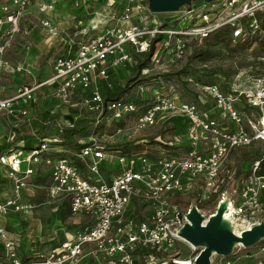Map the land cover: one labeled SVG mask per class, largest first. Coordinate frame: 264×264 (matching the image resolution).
I'll return each mask as SVG.
<instances>
[{
    "label": "built area",
    "instance_id": "1",
    "mask_svg": "<svg viewBox=\"0 0 264 264\" xmlns=\"http://www.w3.org/2000/svg\"><path fill=\"white\" fill-rule=\"evenodd\" d=\"M35 1L0 0V76L9 67L5 54L19 31V20ZM53 3L41 7L47 15L40 20L46 35L59 46L50 75L0 96V110L28 121L37 92L47 87L52 99L60 102L80 93L73 105L80 115L93 118L94 124L119 122L136 114V126L142 129L153 125L158 115L168 114L182 119L184 131L178 142L169 143L178 150L176 153L167 150L152 158L145 154L117 157L120 168L109 181L85 178L69 158H56L48 197L67 196L70 214H83L87 222L73 232H64L62 241L47 251L31 252L27 260L17 253L18 238L0 226V264H179L172 250L179 241L187 243L179 231L189 222L186 215L191 206L204 217L203 223L224 201L223 214L241 221V230L264 223V67L250 66L239 69L230 79L221 77L223 86L186 75L184 82L196 91L193 100L182 99L175 90L166 94L149 83L155 80V73L180 63L192 44L217 31L228 29L235 42L264 33L260 19L264 0L202 2L198 7L174 12L170 18L150 12L144 0H112L108 5H117L116 9L104 15L96 13L85 26L79 22L69 34L52 21ZM149 53L135 86L136 98L145 103L122 97L106 100L101 95L98 79L108 82L112 70L131 64L132 54ZM260 59L264 61V44ZM11 70L21 72L22 67L15 65ZM148 93L150 100L145 97ZM51 141L56 139H46L24 154H0V164L6 166L11 182L10 195L0 202V215L33 209L24 201L23 191L33 173L31 164ZM248 147H255L258 156L245 165L244 178L234 185V170H226L225 176L222 172L235 150ZM77 157L87 161L88 168L96 173V164L109 159L110 154L89 142ZM23 160L28 164L24 172L19 171ZM193 192L196 203L181 205L178 196ZM135 197L150 207L146 216L127 215ZM210 203L212 208H203Z\"/></svg>",
    "mask_w": 264,
    "mask_h": 264
},
{
    "label": "rangeland",
    "instance_id": "2",
    "mask_svg": "<svg viewBox=\"0 0 264 264\" xmlns=\"http://www.w3.org/2000/svg\"><path fill=\"white\" fill-rule=\"evenodd\" d=\"M111 1L112 0H79L78 6H71V8L73 9V11H71L69 10L70 6L67 0H62V2L67 3V9H61V12L58 13L61 15L60 24H62L61 26L65 24L64 26L67 28L71 26L70 24H72L73 21L75 24L78 25V21L81 20V26H85L88 24L90 19L96 16V13L101 12V14L104 15L106 13V11H104L103 9L104 5L110 4ZM144 1L146 3L147 0ZM59 3V1H54L53 3L54 7H56L58 10L61 8ZM201 3V0H192L189 4H186L181 7L178 11L183 12L192 7H198L199 5H201ZM174 15H176L174 12L159 13V16L161 18H170ZM261 15L262 16H260V19L262 21V19L264 20V10L261 11ZM40 19L41 17L39 16L38 18L33 19V26L36 28H28L27 30L29 34L24 33V30L21 32L18 31L16 36L19 35V39H17L13 48L11 47L7 50L5 54L6 59H9V57L22 58L20 50L21 45L36 44L39 41L38 36H43V34H46L45 30L40 24ZM66 33L69 34L70 32L66 31ZM253 36V38L258 39V41H254L252 44H250L249 48L242 49V42H235L231 40L226 44L219 43L218 45L208 47L206 53L190 58V54L194 50V47H201L202 49L205 48L203 40H201L197 42L195 46H193L192 44V47L190 48L186 57L180 63L175 66L166 68V72L155 73V80L148 81L150 85H152L154 88H157L158 86L160 90L166 94L167 92L175 90L182 99L193 100L194 97H196V91L194 87L187 85L184 82L185 76L179 75L178 72L181 69L186 68L188 64L189 66L198 69L203 67H206L208 69H217L221 72L230 73L231 76L238 69L241 70L244 68H249L250 66H252L253 69H257L260 66L259 61L261 60L260 57L263 54V47L259 40H264V33H259ZM14 41L15 40H13V42ZM244 45L247 46L246 43H244L243 46ZM58 47L59 46H57L55 50L52 51V54H50L49 56L53 60L57 54ZM132 65H134L133 62H131L130 66ZM2 74L3 72L1 73L0 81H2L3 78ZM110 75L112 76V81L108 80V82H106V85L107 87L109 86L108 88L113 89L114 94L120 93L121 97L127 100H132L136 98L135 86L139 79L138 76H135V79L130 80L131 78H134V74L130 69H127V67L123 66L112 70L110 72ZM242 79L243 78H241V82ZM96 82L97 85L105 84V81L100 79H98ZM41 90L42 88L37 93L39 94V92H43V90ZM79 94L80 93H76V96H72L68 102L60 103V110L62 111L61 113L63 115H71L70 109L75 108L73 103L78 101V97H80ZM149 94L150 93L145 96L148 100H150ZM140 109L142 110V107ZM0 117L1 120H7V118H5L2 113L0 114ZM74 120L75 118L73 117L70 123L72 124ZM10 121H14V127L11 128L12 130H17V128L25 126L24 128H21V131H17L18 134H15V138L18 137L20 139H25V137L29 136L28 134H31L35 131V129L32 127V120H28V122L23 118H17L15 120L10 118ZM181 124L182 121L178 119V117L168 114L158 115L153 125L146 126L142 129H139L136 126V114L127 115L121 118L119 122L102 120V122L93 124L89 135L80 136L76 139L82 143L94 142L96 145L105 149L106 152L110 154V157L109 159H103L102 161H99L96 164V173L92 172L88 168L87 161L82 162L83 165L81 164L80 166L81 173L85 177L90 178L93 181H107L120 168L117 157L145 154L147 157L152 158L162 154L163 152H167V150H169L170 153H176L178 150H175L172 147H169L167 149L164 147L163 144L169 146V143L171 142H178L180 137V134H178V132L181 129ZM9 125L10 123L8 124V126ZM30 127L31 133H28L25 129H29ZM150 140H154L156 143H151ZM51 142H48V145H52L51 148H53L54 145H57L55 144V141ZM255 149V147H248L235 150L228 157L225 168L222 172V176H225L226 170H234L233 184L238 185L240 183V180L243 179L245 176V171H243V169L246 168L245 165L256 158V155H252L253 152L256 151ZM50 152H66V154H70L72 153V149L60 146L54 147V150ZM48 158H50L49 153L41 155L40 158V166H42L46 170H50L51 167L50 163L48 162V160L50 159ZM1 184L2 182H0V186H2ZM3 187L5 188V184L0 187V200H2V198L7 194V192L1 193V188ZM43 188H45V186ZM39 190H41V188H39ZM193 194L194 192L185 197H181V195H179L178 197H180L179 202L181 203V205L188 206L190 204L196 203ZM43 200L45 202L44 204L36 205V203L39 202L38 200H36V196L32 199V202L35 203V207L32 210L30 209L31 213L33 217H40L43 220V225L45 226V228L54 229L56 231V236L58 239H61V236H64L65 231H71L78 227L79 224L87 222V218L83 214L71 215L69 212H65L66 206L63 203L65 200L64 196H59L58 198L50 200H47L44 196ZM213 203H210L203 208L210 209L212 208ZM149 212L150 207L148 206V204L142 202L138 197H135L131 200L126 213H128V216L142 217L146 216ZM20 216L21 215L18 214L10 215L9 217L12 221L7 220V224L11 225V227L13 228H19V226L21 225L19 221ZM15 231L17 234H19V236L22 234L19 229ZM42 240V242L38 241L37 243H34V241L33 244L35 246L40 245L41 250L47 251V248L45 246L49 242L45 240V238H43ZM19 242L21 243V241ZM175 246L176 247L172 251L173 253H176L177 259H187L189 261L191 260L190 262H192L191 264H193V258L196 253L200 250V247H193L192 245L182 241L177 242ZM166 264L175 263L167 261ZM210 264H264V239L249 247H242L239 245L235 246L232 250V253L226 257L214 254L210 259Z\"/></svg>",
    "mask_w": 264,
    "mask_h": 264
},
{
    "label": "crops",
    "instance_id": "3",
    "mask_svg": "<svg viewBox=\"0 0 264 264\" xmlns=\"http://www.w3.org/2000/svg\"><path fill=\"white\" fill-rule=\"evenodd\" d=\"M52 1V0H51ZM55 2L59 1L61 8L58 10L56 7H54V12L50 14L52 21L54 24L58 27L60 31H69L72 32L74 31V28L77 26V24L72 22L70 24L71 26L65 27L61 26L60 24V17L61 15L58 14L61 12V9H67V3L62 2V0H54ZM79 2V0H75ZM50 2V0H36L30 7L25 11V13L21 16L19 20V32L25 31L24 33H28V28H36L33 26V19L41 17V19L47 15L45 11L41 10V7L43 5H46ZM70 8L69 10L73 11L71 6H76L73 0H67ZM118 2V1H117ZM117 5L110 7L108 4L104 5V11H110L112 9H116ZM109 9V10H107ZM40 19V20H41ZM82 23L81 20L78 21V23ZM30 32V31H29ZM29 34V33H28ZM36 36V35H35ZM19 39V35L15 37V41L12 44V48L15 46V42ZM38 43L36 44H23L21 45V55L22 58L20 57H9L10 60L9 62V67L6 68L3 71V78L2 81H0V96H8L11 94L16 86L20 84H29L32 82H38L41 81L42 79L47 78L50 75L52 64H53V59H51L50 54H52V51L55 50V48L58 46L56 44L54 38L47 36L46 34H43V36H38ZM11 48V47H10ZM9 48V49H10ZM58 49V48H57ZM57 55V54H56ZM15 65H20L22 67L21 72H13L12 66ZM43 92H39L38 97H37V102L33 105L30 106L29 108V120H33L37 118V113L38 112H43V111H49V112H58L61 114L60 119L58 120L60 123H63L65 125L71 124L70 121L72 120L73 116L72 115H63L60 110V101L52 99L50 96V90L47 87L42 88ZM41 90V91H42ZM40 91V90H39ZM3 114L6 119H2L0 117V154L7 153L10 154L12 151H19L22 152V154L25 153V149H21L20 147L23 145V141L20 138H15V134H18L19 131H21V128H17L12 130L13 128L14 121H10V118L15 120V118H12L7 115L6 112L0 110V114ZM72 116V117H71ZM65 119V120H64ZM61 120V121H60ZM29 122V121H28ZM10 125L8 126V124ZM27 132H31V127L29 129H25ZM18 131V132H17ZM54 129L51 131L53 133ZM15 138V139H14ZM14 140V141H13ZM48 141V139H47ZM14 143V144H13ZM47 143V148L39 155V158L36 162H33L31 164V167L33 169L32 176L28 178V187L24 189L23 191V196H24V201L29 202L32 204V208L34 209L35 203L32 202V199L36 196V200L39 202L37 204H44V196L46 197L47 200H49L48 197V186L50 184V171L51 167L53 164V161L56 160L58 157H50L48 159V162L50 163V170L44 169L42 166H40V158L41 155L43 154H51L50 151L54 150V147H60L59 145H54L53 148L52 145H48ZM10 145V146H9ZM28 167V164L23 160L20 165H19V171H23ZM112 177V176H111ZM110 177V179H111ZM5 178L7 181L5 183H2L1 185L5 184V188H1V193L7 192V194L2 198L1 201H3L5 198H7L10 195V188H11V182L7 178L6 174V166H3L0 164V179ZM90 179V178H89ZM109 179V180H110ZM107 180V181H109ZM40 182V183H38ZM41 184V185H40ZM0 186V187H2ZM45 186V188H43ZM41 188V190H39ZM44 189V190H42ZM45 192V193H44ZM35 195V196H34ZM30 197V198H29ZM27 198V199H26ZM48 202V201H46ZM32 210V209H31ZM31 210L27 212H10L7 215H0V226L3 227L6 231H8L10 234L14 235L15 237L18 238V248H17V253L19 254H25L27 253L28 255L33 252V251H38L41 250L40 245L35 246L33 244L37 243L38 241L42 242L43 238L47 240L49 243L45 246L48 249L52 248L53 246L57 245L62 239H58L56 236V231L52 228H45L43 225V220L40 217H33ZM65 212H69L68 208L66 207ZM28 213V214H27ZM13 214H18L21 215L19 217V221L21 225L19 228H13L11 225L7 224V220H10V215ZM3 218V219H2ZM18 219V218H17ZM85 222L79 224L78 227L83 225ZM76 227V228H78ZM75 228V229H76ZM20 230L21 235L16 233L15 230ZM73 230H68L65 231V233L73 232ZM1 241V240H0ZM20 243V244H19ZM42 251V250H41Z\"/></svg>",
    "mask_w": 264,
    "mask_h": 264
},
{
    "label": "trees",
    "instance_id": "4",
    "mask_svg": "<svg viewBox=\"0 0 264 264\" xmlns=\"http://www.w3.org/2000/svg\"><path fill=\"white\" fill-rule=\"evenodd\" d=\"M261 26L264 29V20L261 21ZM229 41H231V38L229 36L228 29L220 30L212 34L211 36L204 38L203 43L205 48H196L194 47V50L190 54V58L195 57L197 55H201L206 53V50L208 47L218 45L219 43L226 44ZM254 41H258V39H247L245 41H240L243 44L246 43L247 46H243V48H249V45L252 44ZM262 44H264V40H259ZM196 42L193 44L195 46ZM149 54H144V56H139L137 54H132V62L134 65L130 66L127 65V69H130L132 73L134 74V78H131L130 80L135 79V76H138L141 68H143L145 65H147L149 61ZM260 67H264V61H259ZM239 70V69H238ZM237 70V71H238ZM235 71V72H237ZM234 72V73H235ZM179 75L186 76L191 75L195 81L206 83V84H219V86H223L224 84L221 82V77H224L225 79H230L231 74L226 72H221L217 69H208L206 67L203 68H193L192 66H186V68L181 69L179 72ZM233 73V74H234ZM109 81H112V76L109 75L108 78ZM101 83V82H99ZM109 87V86H108ZM105 84L99 85L98 89L101 95L104 96L106 100L119 98L121 97V94H114L113 89L108 88ZM89 91L85 92V95H88ZM114 94V95H113ZM196 99V97H194ZM132 101L138 103L140 102L137 98L132 99ZM144 102V101H143ZM142 103V102H141ZM144 109V105L142 106ZM71 115L75 118L73 123L71 125H65L63 123H60L58 120L61 117V114L58 112H49V111H41L37 113V118L32 120V127L35 129L34 132H30L31 134H28V137L21 138L24 142L23 145L20 147L21 149L30 150L34 148L40 147V143H43L46 139H56L55 144L63 147H68L72 149V153L66 154V152H52L50 154V157H67L69 158L75 165L77 166L80 174L85 177L80 170L81 164L83 165L82 161H80L77 157V153L79 150L88 145L89 143H82L79 142L76 138L80 136H87L90 133V130L92 129V126L94 124V119L91 117H86L87 115L81 113L77 110V108L70 109ZM182 121L181 118H178ZM58 125V126H57ZM57 126V127H56ZM185 123L182 121L181 129L178 132V134H181L184 131ZM54 129L53 133L51 131ZM151 143H156L154 140H150ZM53 143V142H52ZM165 148H169L170 146L163 144ZM10 146V145H9ZM252 155H256L257 152L254 151ZM251 155V156H252ZM87 178V177H85ZM7 179L1 178L0 182L5 183ZM64 205L68 208L69 211V198L67 196H64ZM50 200V198H49ZM70 213V211H69ZM65 214V213H64ZM128 214V213H127ZM63 236H61V239ZM137 253V252H136ZM139 253V252H138ZM19 257H21L22 260L28 259V254H19Z\"/></svg>",
    "mask_w": 264,
    "mask_h": 264
},
{
    "label": "water",
    "instance_id": "5",
    "mask_svg": "<svg viewBox=\"0 0 264 264\" xmlns=\"http://www.w3.org/2000/svg\"><path fill=\"white\" fill-rule=\"evenodd\" d=\"M192 0H147L146 5L152 13H173ZM211 4L215 0H201ZM226 202H221L215 214L208 217L203 223L204 217L191 206L186 215V222L179 231V235L193 247H200L193 260V264H210L212 255L229 256L236 244L249 247L264 239V223L260 222L250 229L241 230L238 234L232 229L233 223L225 220L224 209ZM222 223V225H221ZM221 225V226H220ZM238 246V245H237Z\"/></svg>",
    "mask_w": 264,
    "mask_h": 264
},
{
    "label": "bare ground",
    "instance_id": "6",
    "mask_svg": "<svg viewBox=\"0 0 264 264\" xmlns=\"http://www.w3.org/2000/svg\"><path fill=\"white\" fill-rule=\"evenodd\" d=\"M225 220H228L229 222H231V223H233V227H232V229H233V231L235 232V233H239L240 231H241V228L243 227V223L241 222V221H238V222H235V221H233V220H231L229 217H227L226 215H224V217H223ZM221 225H222V223H221ZM220 225V226H221ZM237 245H240V244H236L235 246H237ZM178 263L179 264H191L190 263V261L189 260H187V259H180L179 261H178Z\"/></svg>",
    "mask_w": 264,
    "mask_h": 264
}]
</instances>
